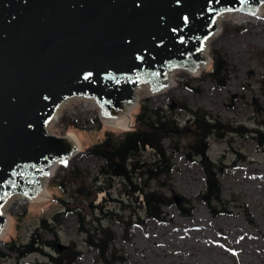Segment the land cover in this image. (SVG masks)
I'll return each instance as SVG.
<instances>
[{
	"label": "rangeland",
	"instance_id": "obj_1",
	"mask_svg": "<svg viewBox=\"0 0 264 264\" xmlns=\"http://www.w3.org/2000/svg\"><path fill=\"white\" fill-rule=\"evenodd\" d=\"M217 54L225 58L230 71L228 82L220 88L207 76ZM207 56L210 65L199 74L177 71L174 87L154 95L148 90L131 111L129 129L105 123L92 103L68 100L52 130L56 136L74 132L80 153L61 163L45 182L50 198L20 207L11 202L6 211L8 231L0 241V264H51L50 257L66 249L79 253L74 264H105L98 249L85 244L87 235L79 232L76 212L86 214L89 222V203L97 207L94 216L103 217L100 224L114 234L110 249L124 259L109 264H264V137L255 132L264 135V17L245 24L223 21ZM144 90L138 89L137 94ZM143 106L177 120L184 129L183 136L164 141L171 166L168 175L149 181L147 169L160 160L150 148L135 160L139 168L128 169L133 185L143 187L149 182L150 190L171 199V205L162 209V222L147 219L142 195L131 194L129 181L100 175L101 163L87 155L89 148L108 137L117 142L132 130ZM192 112L207 114L232 129H216L207 139L206 153L224 167L217 208L227 215L213 216L197 201L205 185L199 158L188 149ZM171 141L178 153L172 154ZM80 186L92 192L91 201L75 193ZM178 205L194 211L181 214ZM108 213L118 218H108Z\"/></svg>",
	"mask_w": 264,
	"mask_h": 264
},
{
	"label": "water",
	"instance_id": "obj_2",
	"mask_svg": "<svg viewBox=\"0 0 264 264\" xmlns=\"http://www.w3.org/2000/svg\"><path fill=\"white\" fill-rule=\"evenodd\" d=\"M264 0H0V239L11 198L38 201L54 167L80 153L53 134L68 100L98 117L137 107V90L172 88L175 72L200 73L220 16L262 13ZM175 107V104L171 108ZM75 193L93 198L86 186ZM175 203L179 200L175 198Z\"/></svg>",
	"mask_w": 264,
	"mask_h": 264
},
{
	"label": "trees",
	"instance_id": "obj_3",
	"mask_svg": "<svg viewBox=\"0 0 264 264\" xmlns=\"http://www.w3.org/2000/svg\"><path fill=\"white\" fill-rule=\"evenodd\" d=\"M228 69L229 66L225 58L217 54L213 57L212 69L207 76L213 79L219 88L224 87L230 75ZM191 114L194 119L191 121V125L187 127L190 131L188 135L190 138L188 149L190 153H193L192 156L194 158H199L198 164L202 168L205 185L204 191L197 196V201L204 204L213 216L227 215L228 212L225 209L218 210L217 208V205L220 204L221 201L220 175L224 171V167L221 163L212 162L206 153L208 150L207 139L216 129H227V131H232V129L213 122L214 120L207 114L198 112H192ZM255 132L260 134L261 137H264L259 131ZM183 135L184 129L180 128L177 120L165 119L159 114L158 110H148L143 106L140 114L136 117L132 130L125 132L123 137L117 142H113L110 137H108L102 144L94 145L89 148L87 150V155L101 163L99 167L100 175L117 177L129 181L131 194L142 195L141 202L144 204L147 219L162 222V209L163 207L171 205V199L163 196V194L158 191L150 190L149 182H147V184L144 183L143 187L133 185L129 177L131 171L129 172L128 169L139 168L140 162L135 160L142 154L145 148H150L160 160L147 169L146 174L149 181H158L160 176L165 174L168 175L171 166L169 165V160H166V149L163 147L164 141L169 138L173 140L172 138L181 137ZM171 146L174 148L172 154L178 153L177 145H174L172 141ZM187 158L192 160L190 156ZM182 204L184 205L185 202ZM214 204L216 205L214 206ZM183 205H178L177 207L181 214L190 215L194 211L193 208L186 210ZM95 209H97V207L89 203L88 214L91 215L89 222H85L86 214H81V211L76 212L79 232L87 235L85 244L89 247L97 248L99 259L105 264H109V260L113 262L124 261L116 251L110 249L114 234L108 227H103L100 224L103 217H95ZM68 211L72 212V210L69 209ZM107 217L118 218L116 215L112 216L111 213H108ZM41 223L42 225L45 224L44 221ZM92 223L99 224L97 227H92ZM130 224H132V222ZM125 226H129V224L126 223ZM29 252L32 253L37 251L32 250ZM58 253V256L50 257L51 264H74L79 256V253H72L70 249Z\"/></svg>",
	"mask_w": 264,
	"mask_h": 264
},
{
	"label": "bare ground",
	"instance_id": "obj_4",
	"mask_svg": "<svg viewBox=\"0 0 264 264\" xmlns=\"http://www.w3.org/2000/svg\"><path fill=\"white\" fill-rule=\"evenodd\" d=\"M260 10L262 13H256L255 15H245V14H241V13H230V14H225V15H222L220 16V26H221V23L224 22H228V21H234V22H237V23H248L250 22L252 19L254 18H263L264 17V5L260 7ZM207 67L206 66H202L200 67V72L203 71L205 68ZM196 74H199V73H196ZM171 78H172V82L174 83L175 82V75H171ZM145 88V92L144 94L140 95L139 93L137 94V104H138V101L141 97L143 96H146L148 94V88L147 87H143ZM142 89V88H141ZM165 90V89H164ZM163 90V91H164ZM141 93V92H140ZM80 101H84V103H92L93 106H96L94 104V102L92 100H89V99H79ZM70 101H67L65 104H63L58 112H57V118L55 120L52 121V126H54L56 120L58 119V115H59V112L61 111V109L66 106L67 104H69ZM130 112L132 110H134L136 107H128ZM131 113H127V114H123L121 117L119 118H116V119H106V118H101L105 123H107L108 125L110 126H114V127H117V128H121V129H129L130 126H131ZM69 137H77L78 139V145H79V150H80V144H79V138L78 136L74 133V132H67V134ZM63 163V162H62ZM61 164V163H60ZM60 164L56 165L50 175L49 178H46L45 181H44V185H45V182L47 180H49L51 177H53L54 173L56 172L58 166H60ZM47 188V187H46ZM48 191V190H47ZM45 190V188L42 190V195L41 197L38 199V201L40 200H46L48 198H50V195L49 193ZM16 201H19L20 199H15ZM27 202H33V200H28ZM9 205H12L11 201H9L8 205L6 206V208L4 209V211H6L8 208H9ZM8 223H9V218H8ZM8 231V224L6 225V228L4 230V235L3 237L5 236V234L7 233ZM3 239V238H2ZM0 239V241L2 240Z\"/></svg>",
	"mask_w": 264,
	"mask_h": 264
},
{
	"label": "built area",
	"instance_id": "obj_5",
	"mask_svg": "<svg viewBox=\"0 0 264 264\" xmlns=\"http://www.w3.org/2000/svg\"><path fill=\"white\" fill-rule=\"evenodd\" d=\"M13 204H15L16 206L20 207V206H23V205H27L28 202L27 200H24V199H20L19 201H16L15 198L11 199L10 200ZM8 210V209H7Z\"/></svg>",
	"mask_w": 264,
	"mask_h": 264
}]
</instances>
